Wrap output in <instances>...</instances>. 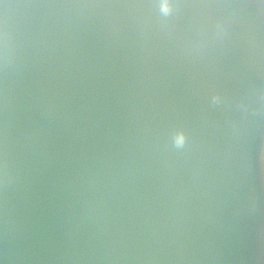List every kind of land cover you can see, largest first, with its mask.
I'll return each mask as SVG.
<instances>
[{"label": "water", "instance_id": "95a60500", "mask_svg": "<svg viewBox=\"0 0 264 264\" xmlns=\"http://www.w3.org/2000/svg\"><path fill=\"white\" fill-rule=\"evenodd\" d=\"M0 264H264V0H0Z\"/></svg>", "mask_w": 264, "mask_h": 264}, {"label": "clouds", "instance_id": "9594fccd", "mask_svg": "<svg viewBox=\"0 0 264 264\" xmlns=\"http://www.w3.org/2000/svg\"><path fill=\"white\" fill-rule=\"evenodd\" d=\"M162 10L167 13L169 11L168 9V6H167V3L165 2L162 6ZM183 141V137H179L178 140H177V143H182Z\"/></svg>", "mask_w": 264, "mask_h": 264}]
</instances>
